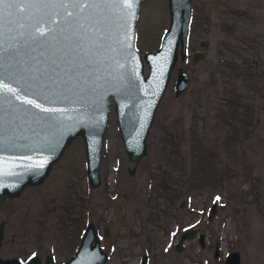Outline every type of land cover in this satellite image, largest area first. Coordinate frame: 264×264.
Instances as JSON below:
<instances>
[{
  "label": "rangeland",
  "instance_id": "1",
  "mask_svg": "<svg viewBox=\"0 0 264 264\" xmlns=\"http://www.w3.org/2000/svg\"><path fill=\"white\" fill-rule=\"evenodd\" d=\"M191 8L186 56L172 69L134 173L126 168L111 101L100 184H88L84 142L75 136L41 183L0 204L1 254L49 253L63 261L91 221L108 255L104 264H139L145 248L147 264H223L234 249L240 264H264V0H191ZM168 23L167 0L141 1L135 29L141 55L159 46ZM195 51L203 55L193 61ZM178 66L190 82L175 96ZM155 201L186 206L155 217ZM212 202L217 210L208 219ZM187 225L205 230L206 246L194 235L176 253L170 245Z\"/></svg>",
  "mask_w": 264,
  "mask_h": 264
},
{
  "label": "water",
  "instance_id": "2",
  "mask_svg": "<svg viewBox=\"0 0 264 264\" xmlns=\"http://www.w3.org/2000/svg\"><path fill=\"white\" fill-rule=\"evenodd\" d=\"M141 1L134 0L132 8L124 0H95L91 6V0H70L66 6L50 0L19 11L9 6L10 0L0 5V203L17 196L26 185L41 183L78 135L84 142L88 184L98 186L111 101L126 168L134 173L146 153V135L172 69L178 57L186 56L192 16L191 0H167L169 23L159 46L141 56L135 44ZM202 55L195 51L192 60ZM189 82V73L178 66L174 95L183 94ZM215 205L209 208V218ZM195 233L196 229L186 228L174 248L180 250L182 241ZM197 241L205 247L204 229L198 231ZM219 255L216 242L212 257ZM107 257L90 221L76 251L65 261L47 256L41 262L33 254L25 261L0 258V264H104ZM146 261L147 256L141 255L139 264ZM240 263L237 249L223 260V264Z\"/></svg>",
  "mask_w": 264,
  "mask_h": 264
},
{
  "label": "flooded vegetation",
  "instance_id": "3",
  "mask_svg": "<svg viewBox=\"0 0 264 264\" xmlns=\"http://www.w3.org/2000/svg\"><path fill=\"white\" fill-rule=\"evenodd\" d=\"M4 201V200H3ZM2 201V202H3ZM1 202V203H2ZM0 203V204H1ZM172 203H174V202H170V201H166V203H162V201H155V203H154V205L152 206V208H153V211H152V213H155L154 215H155V217H159L160 216V213H165V214H167V216H169V217H172V214L174 215V213H175V210H173V207L177 210V209H184L185 208V201H180L176 206L175 205H172ZM213 203V202H212ZM212 203H211V205H212ZM163 204H167V208L168 209H165V208H163V209H160V208H158V206H163ZM210 205V206H211ZM210 208V207H209ZM217 210V204L215 205V211ZM140 212H144V210H141ZM148 219H151V218H148ZM208 219H212V217L211 218H209V209H208ZM96 226V225H95ZM189 227H192L191 225L189 226V225H187L186 227H184L181 231H180V233H179V235H178V237H177V239L174 241V243L172 244V245H170L171 246V249L174 251V252H176V253H181V252H183L185 249H186V243H185V241L187 240V239H189V238H186V239H184L183 241H182V248L180 249V250H177V249H175L174 248V246H175V243L179 240V238H180V235H181V233L186 229V228H189ZM192 228H194V227H192ZM196 229V228H195ZM98 230V229H97ZM200 229H196V233H195V235H196V237H197V232L199 231ZM103 232H104V234H109V230L108 229H104L103 230ZM106 232V233H105ZM80 235H81V233H80ZM3 236H4V226H3V223L2 222H0V246H1V241H2V239H3ZM150 241V240H149ZM165 242V241H164ZM216 242H218V241H215L214 242V247H215V243ZM220 245V244H219ZM214 247H213V250H214ZM76 251V247L74 248V251H73V253ZM73 253H71L69 256H68V258L73 254ZM143 254H145L146 256H147V261H146V264H147V262H148V255L146 254V248H145V250H143V252H142V254L141 255H143ZM38 255V254H37ZM31 256V255H30ZM47 256H51L52 258H53V260L55 261V262H58L54 257H53V255H51V254H46L45 255V257L43 258V259H41V257H40V261L41 262H44L45 260H46V257ZM13 257H16V258H19L20 260H22V261H25L27 258H28V256L27 257H25V258H20V257H18L17 255H3V254H1L0 253V258H2V259H9V258H13ZM68 258H65V260H67ZM141 258V257H140ZM65 260H63V261H65ZM139 261H140V259H139ZM59 262H62V261H59Z\"/></svg>",
  "mask_w": 264,
  "mask_h": 264
},
{
  "label": "snow or ice",
  "instance_id": "4",
  "mask_svg": "<svg viewBox=\"0 0 264 264\" xmlns=\"http://www.w3.org/2000/svg\"><path fill=\"white\" fill-rule=\"evenodd\" d=\"M7 2V0H0V5H3ZM50 2V0H10L9 6H15L17 10H22L26 5L31 6L34 3H44L45 5ZM70 0H61L62 6H66L67 3H69ZM95 0H91L88 6H91L92 3H94ZM128 8H132L134 0H124ZM75 6V5H74ZM83 10V9H81ZM69 16L72 14L69 13ZM40 35H44V31L42 29H37L36 30ZM8 91H12L11 89H8ZM27 103H33V101L29 100ZM36 107H41V105L37 104ZM44 111H52L51 109H43ZM218 199V198H217Z\"/></svg>",
  "mask_w": 264,
  "mask_h": 264
},
{
  "label": "trees",
  "instance_id": "5",
  "mask_svg": "<svg viewBox=\"0 0 264 264\" xmlns=\"http://www.w3.org/2000/svg\"><path fill=\"white\" fill-rule=\"evenodd\" d=\"M205 162H207V160L202 159V164H201V166H200V171H202V169H203L204 172L206 171L205 168L202 167V165H204ZM70 204H71V203H70ZM66 215H68V214H66ZM68 217H70V216L68 215Z\"/></svg>",
  "mask_w": 264,
  "mask_h": 264
}]
</instances>
